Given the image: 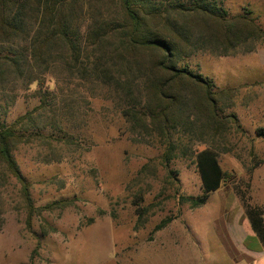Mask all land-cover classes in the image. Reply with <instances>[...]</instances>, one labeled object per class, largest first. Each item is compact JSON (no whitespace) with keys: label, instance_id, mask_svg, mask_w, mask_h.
I'll list each match as a JSON object with an SVG mask.
<instances>
[{"label":"rangeland","instance_id":"1","mask_svg":"<svg viewBox=\"0 0 264 264\" xmlns=\"http://www.w3.org/2000/svg\"><path fill=\"white\" fill-rule=\"evenodd\" d=\"M217 1L229 14L251 10L264 27V0ZM102 12L107 13L105 7ZM87 16L76 25L83 27ZM263 44L248 41L227 56L200 50L179 61L178 66L210 78L218 90L234 89L235 96L244 92L238 105H252L255 113L252 119L249 111H240L235 96L229 103L224 99L228 104L222 103L221 115L236 114L240 127L232 124L222 135L209 132L202 137L196 129L180 140L168 161L164 143L153 133L131 130L109 88L91 79H69L62 68H53L40 81L19 82L12 100L1 95L7 123L44 100L38 118L46 126L31 131L44 137L33 134L13 150L29 184L32 209L21 182L0 165V264H114V250L132 262L140 247L162 251L159 240L154 241L161 236H167V254L188 249L196 255H218L226 252L218 236L223 227L241 234L243 247L255 249L256 234L235 217L242 198L256 204L250 171L257 162L250 146L256 127L264 126V116L256 114L264 105L257 88L249 91L250 86L239 84L255 81L264 90V63L251 54ZM205 147L217 152L227 176L205 203L190 207L185 198L202 194L193 152ZM257 205L264 209V201ZM146 263L157 264L154 255Z\"/></svg>","mask_w":264,"mask_h":264},{"label":"trees","instance_id":"2","mask_svg":"<svg viewBox=\"0 0 264 264\" xmlns=\"http://www.w3.org/2000/svg\"><path fill=\"white\" fill-rule=\"evenodd\" d=\"M85 14L88 22L77 26ZM248 41L264 43L257 17L248 9L229 14L217 0H0V96L12 100L19 82L40 81L53 68H62L69 79H91L109 88L131 130L153 133L164 143L168 161L180 140L196 129L200 137L216 136L241 125L234 113L221 115L222 103L231 102L236 90H218L210 78L178 66L179 61L200 50L227 56ZM42 102L11 123L0 109V165L21 182L29 210V184L13 150L33 134L44 137L31 132L46 126L38 118ZM255 135L264 139V126L256 127ZM193 157L202 194L185 199L197 207L227 172L212 148L195 150ZM241 203L264 246L263 207L244 198Z\"/></svg>","mask_w":264,"mask_h":264},{"label":"crops","instance_id":"3","mask_svg":"<svg viewBox=\"0 0 264 264\" xmlns=\"http://www.w3.org/2000/svg\"><path fill=\"white\" fill-rule=\"evenodd\" d=\"M251 54L258 56L261 62L264 63V48H259L256 51L251 52ZM239 85L240 87L250 86L251 89L249 91H252V87H254V89L257 88L256 90L257 94L260 97V100L263 101V105H264V90L262 88L256 87L258 83H255V81H248L241 83ZM243 95H245L244 92L240 96L236 94L234 98V104H237L236 106L239 108L240 111L245 110L246 113H248L249 111L253 119V115L255 113V111H252L253 106L251 105L248 107L246 106L247 104L244 103L246 107H243V106H239L237 103L239 99L243 100L242 99ZM249 101H251V97ZM256 114L259 116H264V106L262 107V109L259 108ZM250 153H251V158L252 157L256 158V162H257L256 165L250 171V181H251L250 193L252 200L256 204H259L264 201V139L255 136V141L250 146ZM243 216H244L243 209L241 206H239V208H237L235 218L238 219L240 222H244V225L249 224L247 218ZM263 220H264V213H263ZM170 225H171L170 227H172L173 224ZM222 230L223 231L218 233V236H219V241L222 244L221 245L222 248L223 246H226V252H224L223 254L218 253V255L208 256L202 253L196 255L192 251L190 252V250L186 249L184 254L179 255L177 254L176 251L171 252L172 251L171 248H170L171 251L167 254L166 253L167 236L165 237L161 236L160 238L159 237L154 238V241L159 240V246L160 249H162V251H158L155 248L153 249V246L140 247L138 248L137 251L136 250L134 251L132 255L134 260L131 262L130 260L123 259V256H121V252H117L116 250H114L113 253L115 258L114 264H147L146 262L148 260V257L153 255L155 257V260L157 261V264H264V246L259 241V239H258V244L255 245V249L250 250L242 246L241 234L237 236L235 230H232L231 227H229V229L223 227Z\"/></svg>","mask_w":264,"mask_h":264}]
</instances>
